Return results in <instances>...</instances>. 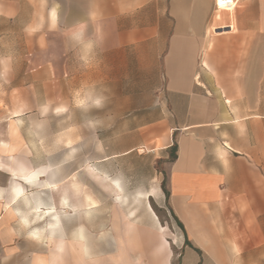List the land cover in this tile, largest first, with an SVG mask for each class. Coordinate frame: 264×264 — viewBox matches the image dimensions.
I'll return each mask as SVG.
<instances>
[{
  "label": "crops",
  "instance_id": "crops-1",
  "mask_svg": "<svg viewBox=\"0 0 264 264\" xmlns=\"http://www.w3.org/2000/svg\"><path fill=\"white\" fill-rule=\"evenodd\" d=\"M216 1L0 0V57L14 67L0 102L21 98L0 104V179L21 189L16 173L40 184L44 169L32 170L25 130L35 115L45 120L41 107L60 96V82H164L153 153L167 160V204L182 226L177 251L153 233L142 264H264V0H237L233 12ZM81 24L94 44L87 63L68 37ZM188 112L191 121H182ZM16 119L24 121L20 138L10 135ZM0 229L11 225L0 220ZM126 251L115 263L138 264Z\"/></svg>",
  "mask_w": 264,
  "mask_h": 264
},
{
  "label": "rangeland",
  "instance_id": "rangeland-1",
  "mask_svg": "<svg viewBox=\"0 0 264 264\" xmlns=\"http://www.w3.org/2000/svg\"><path fill=\"white\" fill-rule=\"evenodd\" d=\"M50 5L47 3V8ZM163 83L153 80L60 82V90L57 91L60 96L52 94L46 98V104H50L52 109L65 104L68 111L56 115L50 110L44 121H38L34 114L25 130L35 158L31 161L35 169L62 164V178L75 175L76 187L84 196L83 200L77 197L74 203L78 205L76 215L79 225H82L79 232L84 233V243L91 245L93 258L98 264H103L104 260L106 264H117L118 254L126 250L138 264L147 262L153 250V233L158 246L165 238L172 249L177 251L179 248L177 233H180V226L167 204L166 175L163 171L167 160L158 151L153 153L154 147L161 148L160 140L153 139V120L161 117L162 113L160 107L153 105L165 103V99L159 96ZM78 89L105 97L104 107L89 110L76 107L74 93ZM207 99L215 104L218 101V98ZM18 101H21L20 97L3 96L0 104L5 109L6 102ZM174 101L177 102L171 100ZM178 102L181 103V100ZM181 120L190 122L189 112ZM91 122L98 123L93 127ZM30 132L38 133L39 138ZM60 136H63L65 144L71 141L79 149L75 158L66 163L64 160L70 152L69 148L61 147L51 155L40 148L41 139L51 147ZM175 137L176 133L174 141ZM133 148L134 151L125 154ZM173 154H169V161L174 160ZM86 161L85 172L83 164ZM89 167L93 170L91 173L88 172ZM6 179L1 178L0 182L11 185V180ZM114 180L119 181L120 189L115 187ZM128 187L134 195L127 193ZM153 194L154 198L148 200L147 196ZM89 201L95 205L93 209L89 208L91 210L86 209ZM149 203L157 218L149 209ZM69 227L70 238L66 239V245L71 249L74 241L81 240L79 232L72 225ZM161 227L166 229L165 233ZM134 234L140 240H133ZM14 243L22 250L35 252L37 256L46 255L43 248L35 247L26 240L17 239ZM176 258L175 264L178 262ZM67 259L68 264H74L75 254L70 252ZM20 260V256H14L9 264H20ZM123 260L128 263L127 258Z\"/></svg>",
  "mask_w": 264,
  "mask_h": 264
},
{
  "label": "clouds",
  "instance_id": "clouds-1",
  "mask_svg": "<svg viewBox=\"0 0 264 264\" xmlns=\"http://www.w3.org/2000/svg\"><path fill=\"white\" fill-rule=\"evenodd\" d=\"M68 37L80 46L82 59L87 63L93 53L94 44L86 36V26L81 24L71 29ZM13 73L12 58L0 57V91L11 85ZM105 102V97L91 91L78 89L74 93V103L81 109H99L104 107ZM50 110L56 115H61L68 111V106L62 104L52 109L50 104H45L41 107L42 115H47ZM91 123L95 127L98 122ZM23 125V120L16 119L11 121L9 128L15 127L16 137L20 138V129ZM37 127H43V125H37ZM30 134L39 138L36 132H30ZM66 146L63 136L58 137L51 147L46 146L42 139L40 140V148L48 155ZM33 147L36 145L33 144ZM78 151L79 149L72 145L64 162L74 159ZM87 164V161L83 164L85 172ZM62 166V164H49L42 168L44 171L39 176L41 183L38 185L28 184L20 179L19 175H15L14 181L22 185L21 195H17V189L14 186H0V220L11 225L10 230L0 229L5 233L0 235V264H9L17 255L21 257L20 264H68L67 257L70 252L75 254L74 264H98L93 258L90 244L77 240L73 242L74 246L71 249L66 245V239L70 238L69 226L72 225L77 233L79 227H82L79 225L76 209L72 205L77 197L83 200L84 196L76 187L75 175L62 178ZM6 170L7 168L4 169ZM127 193L130 196L134 195V192L129 191V187ZM16 239H23L35 247L43 248L46 255L37 256L35 252L20 249L15 246Z\"/></svg>",
  "mask_w": 264,
  "mask_h": 264
},
{
  "label": "snow or ice",
  "instance_id": "snow-or-ice-1",
  "mask_svg": "<svg viewBox=\"0 0 264 264\" xmlns=\"http://www.w3.org/2000/svg\"><path fill=\"white\" fill-rule=\"evenodd\" d=\"M224 5H223V3L221 2V7H223ZM54 15L55 14H53V18H54ZM17 115H19V113H17ZM241 134H243V130H241ZM10 135H12V136H16L17 135V131H16V129L13 127V128H10ZM72 142L71 141H69L68 143H67V148H69V149H71V147H72ZM221 155H223V154H221ZM226 163V162H225ZM6 171H9L8 169L6 170ZM93 170L91 169V167H89L88 168V172L89 173H91ZM41 174H43V173H41ZM12 175L13 176H15L16 175V173H12ZM24 180H25V182L26 183H28V184H32L33 182H34V180H35V176H32V177H28V176H23L22 177ZM113 183L115 184V187L117 188V189H120V183H119V181L118 180H114L113 181ZM50 187H54L53 185H49ZM22 194V192H21V190L20 189H17V195H21ZM119 197H117V199H118ZM154 198V194L152 195V196H150L149 197V199H153ZM89 205L91 206V207H94L95 205H93L92 203H91V201H89ZM27 222V221H26ZM81 239H83V236H81Z\"/></svg>",
  "mask_w": 264,
  "mask_h": 264
},
{
  "label": "built area",
  "instance_id": "built-area-1",
  "mask_svg": "<svg viewBox=\"0 0 264 264\" xmlns=\"http://www.w3.org/2000/svg\"><path fill=\"white\" fill-rule=\"evenodd\" d=\"M221 2L223 3V7H221ZM237 6V0H217L216 8L218 10H224L227 12H233Z\"/></svg>",
  "mask_w": 264,
  "mask_h": 264
},
{
  "label": "bare ground",
  "instance_id": "bare-ground-1",
  "mask_svg": "<svg viewBox=\"0 0 264 264\" xmlns=\"http://www.w3.org/2000/svg\"><path fill=\"white\" fill-rule=\"evenodd\" d=\"M3 146H5V147H8L9 145L8 144H3ZM16 188V187H15ZM17 189V188H16ZM149 200V199H148ZM163 231H164V233H165V230L163 229ZM81 236H83V239H81L82 240V243H84L85 242V236H84V233L81 231V233H80V238H81Z\"/></svg>",
  "mask_w": 264,
  "mask_h": 264
},
{
  "label": "trees",
  "instance_id": "trees-1",
  "mask_svg": "<svg viewBox=\"0 0 264 264\" xmlns=\"http://www.w3.org/2000/svg\"><path fill=\"white\" fill-rule=\"evenodd\" d=\"M173 150L175 151L176 150V144L173 146ZM176 158V155H175V153L173 154V159H175ZM176 219V218H175ZM177 221V220H176ZM178 222V224L179 225H181L180 224V222L179 221H177ZM182 226V225H181Z\"/></svg>",
  "mask_w": 264,
  "mask_h": 264
}]
</instances>
